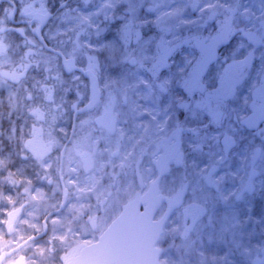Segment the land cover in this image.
Returning <instances> with one entry per match:
<instances>
[{"label":"flooded vegetation","instance_id":"1","mask_svg":"<svg viewBox=\"0 0 264 264\" xmlns=\"http://www.w3.org/2000/svg\"><path fill=\"white\" fill-rule=\"evenodd\" d=\"M240 1L239 7L219 0L205 27L207 5L199 2L194 31L142 20L132 33L136 42L128 40L130 20L101 21L93 44L112 34L124 41L82 60L75 42L61 40L76 0H0V264H66L65 258L71 264L156 182L164 200L155 221L181 199L154 245L159 264H215L186 252L206 253L215 244L230 253L243 248L231 220L264 217V0ZM229 19V39L193 76L204 59L196 43H210ZM205 31L207 38L196 37ZM69 59L80 70L68 72ZM83 71L99 90L84 112L93 85ZM4 72L16 80L1 84ZM129 80L133 86L124 84ZM29 92L40 110L39 135L52 142L46 162L28 152ZM99 155L112 168L92 192L74 199L70 167ZM34 189L46 196L37 213L30 212ZM220 221L227 230L217 238ZM243 256L248 264L250 256Z\"/></svg>","mask_w":264,"mask_h":264},{"label":"rangeland","instance_id":"2","mask_svg":"<svg viewBox=\"0 0 264 264\" xmlns=\"http://www.w3.org/2000/svg\"><path fill=\"white\" fill-rule=\"evenodd\" d=\"M215 1H217V3ZM229 1L232 2V5L241 6V1L239 4H237L236 0ZM199 2H206L207 5L204 9L205 16L203 22L200 23L202 27H205L210 24V22L207 23V21L215 14L214 8L217 6L216 4H218L219 0H76L75 7L70 11L71 18L66 24L65 31L61 33V40L63 43H69L70 45H73L75 42V55H78L82 60L88 55L93 59H98L107 54V50L117 47L121 41H124L122 35L112 34L109 36L107 42L102 43L101 40L96 39V42L93 44L95 34L100 32V27H98V25L101 21L115 19H122L124 21L130 20L131 25L129 24L126 29L131 36L128 40L135 42L138 40L139 35H132V33L141 28L135 24L142 20L155 23L157 28L174 27L175 30H179L183 25H186L189 29L194 31L196 26L190 22L196 20L193 18L199 17ZM242 9L248 10V7L243 5ZM161 21H164V23H161L163 26H158L157 24ZM170 23L173 25L166 26V24ZM213 25L216 26V23ZM207 31L199 33V36L196 37L200 39L207 38ZM130 63L133 62L131 61ZM2 78L4 79V81L1 82L3 85H5V83L9 85L10 82L16 80V77L9 72H4ZM124 84L133 86L132 80ZM26 99L28 105L27 120L32 128V130L29 131L30 136L27 142L28 152L34 158L39 159V157L42 156L41 159L46 162L49 154L52 152V149H50L52 147V142L51 140H45L39 135L40 131L38 124H40V122L36 121L40 120V110L31 104V102L35 101L34 92H29ZM10 100H14L12 95ZM45 100L48 101L45 104L47 111L52 112V99L49 97V94L45 97ZM50 137L52 138V135H50ZM68 159H70V156ZM46 164L48 165V163ZM110 164L111 162L105 161L101 155L96 159L82 156L79 161H76V163L70 167V170L75 174L74 183L77 189V195L74 199L82 197L83 194L92 192L95 186L99 184L98 182L101 178H104V170L106 167L112 168ZM81 166H84L86 169L79 170ZM31 196L33 199L30 201V204L33 208L30 212H40L46 201L44 192L39 189H34ZM73 204H75V200ZM76 206H78V204H76ZM246 206L247 210L250 212L248 204H246ZM239 207L242 208L240 212H245L244 207L241 205H239ZM81 214L82 213H77V218H81ZM231 223L234 224L233 232H235V235L242 238L237 244H241L243 248H236L233 253H230L218 247V244H215L206 253L202 251L201 253L191 251L186 252V254L192 255L194 259L195 255H199V260H201V258H207L209 262L215 264H243V261L245 262L244 258H246L243 255L246 253L250 256V260L247 259L248 264H264V217L256 219L250 214L248 218H242L240 220L236 218L235 221L231 220ZM214 227L216 228L215 234L217 238L227 230V227L222 221L217 222ZM244 228H247L246 231L240 233Z\"/></svg>","mask_w":264,"mask_h":264},{"label":"water","instance_id":"3","mask_svg":"<svg viewBox=\"0 0 264 264\" xmlns=\"http://www.w3.org/2000/svg\"><path fill=\"white\" fill-rule=\"evenodd\" d=\"M231 24V20H228L210 43H196L204 59L194 69L193 76L202 73L213 63L219 47L229 39ZM64 65L68 72L75 69L80 70L75 66L73 59L65 60ZM83 73L92 79L93 95L92 103L82 112L93 108L99 97L96 78L88 71H83ZM163 200L157 195L156 182L146 193L129 201L98 241L84 249L72 260L71 264H159L160 252L154 248V245L162 234L163 225L168 216L181 202V199H175L169 205L165 216L160 221H155V215Z\"/></svg>","mask_w":264,"mask_h":264},{"label":"snow or ice","instance_id":"4","mask_svg":"<svg viewBox=\"0 0 264 264\" xmlns=\"http://www.w3.org/2000/svg\"><path fill=\"white\" fill-rule=\"evenodd\" d=\"M236 2H237V4H239L240 0H236ZM261 7H264V5H261ZM232 11L234 12V11H235V9H233ZM245 11L247 12L248 10H247V9H245ZM157 251H159V250H157ZM65 260H66V264H69V262H68L67 258H65Z\"/></svg>","mask_w":264,"mask_h":264}]
</instances>
